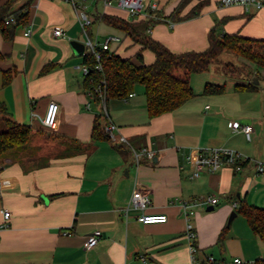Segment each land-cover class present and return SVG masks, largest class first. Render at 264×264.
Returning a JSON list of instances; mask_svg holds the SVG:
<instances>
[{
  "label": "crops",
  "instance_id": "obj_1",
  "mask_svg": "<svg viewBox=\"0 0 264 264\" xmlns=\"http://www.w3.org/2000/svg\"><path fill=\"white\" fill-rule=\"evenodd\" d=\"M29 1L18 0L10 12ZM181 1L146 0L147 11L139 17L149 19V9L160 12L166 20L147 32L175 54L206 51L212 31L264 41V9L247 13L240 6L222 8L219 0H202L208 3L193 18L170 20ZM82 9L91 20L85 29L78 15ZM103 15L134 20L116 4L97 0H33L29 24L18 27L12 40L0 30V102L13 121L33 131L27 145L0 156V264H192L182 203L202 197L220 202L212 211L199 207L190 216L201 255L264 263V242L237 212L241 201L264 210V171H258L264 166V69L234 56L235 64L247 63L250 76L222 72L212 77L214 68L200 80L194 75L195 97L156 118L149 116L143 85L135 86L133 97L99 103L83 72L88 41L98 49L110 41L111 52L139 66L155 61L152 51L108 26ZM55 28L64 35L54 36ZM73 41L85 45L84 53L75 52ZM48 65L53 68L43 73ZM7 72L13 77L4 85ZM255 79L256 91H235L237 83ZM208 83L225 86V92L204 95ZM51 102L59 105L58 118L46 130L41 119ZM102 113L107 125L118 128L114 138L107 133L110 142L92 139ZM234 122L252 126L251 141L234 132ZM212 148L238 152L245 160L242 169L224 165L193 178L200 152ZM143 149L155 157H137L135 152ZM135 189L147 193L150 203L126 211ZM2 210L11 213L8 227ZM144 214L166 215L168 222L145 225L138 220ZM96 231L102 238L87 250L85 243Z\"/></svg>",
  "mask_w": 264,
  "mask_h": 264
},
{
  "label": "trees",
  "instance_id": "obj_2",
  "mask_svg": "<svg viewBox=\"0 0 264 264\" xmlns=\"http://www.w3.org/2000/svg\"><path fill=\"white\" fill-rule=\"evenodd\" d=\"M18 0H8L0 4V30L5 40H12L15 31L20 26L29 24L30 10L33 0L11 13L13 5ZM115 2L116 0H111ZM196 0H182L178 8L168 17L172 21H183L196 16L207 5L208 1L198 0V4L191 11L182 16V12ZM158 11L149 9V19L134 18L132 22L122 18L103 15L102 21L108 26L122 31L134 43L141 45L142 50H150L155 54V61L151 65H136L131 59H124L110 50L99 49L102 54L101 70L96 69L98 64L92 52L85 56V65L90 69L86 76V83L93 92L97 102L107 104L111 99L126 98L133 93L136 85H143L147 97V109L150 118H156L171 113L195 97L191 84L194 75L209 72L214 64L220 62L224 53H231L244 61L264 68V41L250 40L238 35H218L210 33V46L203 52H187L175 54L162 43L148 34V29L166 20ZM138 19V20H135ZM142 58V51L137 54ZM230 65V64H229ZM53 65L44 68L43 73L50 71ZM13 77L12 72L4 75V85H8ZM103 82L104 97L95 93V89ZM258 87L253 82L237 83L236 92L256 91ZM225 92V86L208 83L204 95H219ZM0 117L4 129L0 131V156L27 145L33 131L29 126L19 124L10 118L8 109L0 102ZM107 117L104 113L95 119L92 139L94 142H110L106 132ZM238 214L248 222L253 233L264 242V210L241 201L237 208ZM227 228L221 234L223 241ZM257 264H264L257 262Z\"/></svg>",
  "mask_w": 264,
  "mask_h": 264
},
{
  "label": "built area",
  "instance_id": "obj_3",
  "mask_svg": "<svg viewBox=\"0 0 264 264\" xmlns=\"http://www.w3.org/2000/svg\"><path fill=\"white\" fill-rule=\"evenodd\" d=\"M74 3V0H70ZM102 2L105 6H111L116 4L119 8L127 11L133 18H138L143 16L147 11V2L146 0H116L112 2L111 0H97ZM219 6L222 8L232 7V6H240L247 13L252 10H262L264 9V0H219ZM79 19L83 28L91 25V20L87 13L83 11L78 12ZM31 34V29H27L26 35L29 36ZM54 36L60 37L64 35V32L60 28H55L53 31ZM109 43L107 41L103 46V50H109ZM87 46L89 48V52H92L97 60L98 64L96 65L97 70H101L102 67L100 65V61L102 59L101 51L91 42H87ZM83 72L87 76L90 73V69L87 65L83 66ZM95 93L100 97H104V86L103 82L98 85L95 89ZM129 97H133L132 94ZM59 112V105L55 102H51L49 105V109L44 118L41 119L42 126L46 130H50L55 127L57 123ZM118 129L117 126L113 123H110L106 126V132L114 138V131ZM232 129L234 132H242L248 141H251L253 138V128L251 125L242 124L239 122H234L232 125ZM122 141H126L122 138ZM137 157L146 156L150 159L155 157V152L149 149H143L140 152H135ZM244 158L233 150L227 148H212V149H203L196 161L195 164V172L193 174V178H199L203 173H214L224 165L233 166L236 172L242 169V162H244ZM259 172L264 171V166L262 164L258 167ZM220 200L217 197H207V198H196L191 201H186L182 203L183 211L185 218L187 219V227H186V237L189 243V250L192 258V264H257V262H246L240 258H234L233 260H225L219 259L212 255H201L200 249L198 247V234L193 224L190 223V216L193 214V211L199 207H215L219 204ZM150 203L149 196L147 193L143 192L140 189H135L133 194L129 200L126 211H140L143 210ZM236 207V204L234 205ZM2 214L4 216V227H8L9 221L11 218V213L8 210H2ZM138 220L145 225L152 224H165L168 222V217L166 215H141L138 217ZM102 238V232L96 231L92 235H90L85 243V248L87 250L94 249L99 241Z\"/></svg>",
  "mask_w": 264,
  "mask_h": 264
},
{
  "label": "rangeland",
  "instance_id": "obj_4",
  "mask_svg": "<svg viewBox=\"0 0 264 264\" xmlns=\"http://www.w3.org/2000/svg\"><path fill=\"white\" fill-rule=\"evenodd\" d=\"M211 68H214V71L211 74L212 77H213V74L217 75L222 72H224L226 75L230 77H237V78L244 76V75L246 76L251 75V71L248 69L247 63L246 64L242 63V65L235 64L234 55L231 53H224L220 57V62L218 64H214ZM206 75H208V73L195 75V79L200 80V78H203L201 76L206 77ZM213 79L219 80V78H215V77Z\"/></svg>",
  "mask_w": 264,
  "mask_h": 264
},
{
  "label": "water",
  "instance_id": "obj_5",
  "mask_svg": "<svg viewBox=\"0 0 264 264\" xmlns=\"http://www.w3.org/2000/svg\"><path fill=\"white\" fill-rule=\"evenodd\" d=\"M71 45L73 46V48H74V50H75L76 53H78V54L84 53V51H85V45L83 43L78 42V41H73L71 43ZM254 84H258V80L255 79ZM212 210H214V207L211 206V207L208 208L207 211H212ZM236 216H237V214L235 212L231 214L230 219H229V224L232 222V220Z\"/></svg>",
  "mask_w": 264,
  "mask_h": 264
}]
</instances>
